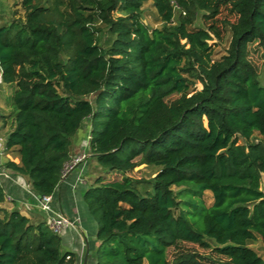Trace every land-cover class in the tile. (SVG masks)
Wrapping results in <instances>:
<instances>
[{"label":"trees","instance_id":"obj_1","mask_svg":"<svg viewBox=\"0 0 264 264\" xmlns=\"http://www.w3.org/2000/svg\"><path fill=\"white\" fill-rule=\"evenodd\" d=\"M148 1L158 26L142 20ZM20 4L23 17L0 24L1 83L14 85L4 145L19 157L5 165L53 194L72 161L71 137L89 124L90 153L122 174L83 193L97 220L95 264H200L194 251L168 261L166 249L210 241L226 264H264L250 247L264 245V86L249 59L253 43L264 57V0ZM226 26L228 47L213 59L209 40L221 41ZM140 164L159 169L148 179L125 174ZM4 199L0 184V264H76L46 221Z\"/></svg>","mask_w":264,"mask_h":264},{"label":"crops","instance_id":"obj_2","mask_svg":"<svg viewBox=\"0 0 264 264\" xmlns=\"http://www.w3.org/2000/svg\"><path fill=\"white\" fill-rule=\"evenodd\" d=\"M12 95L14 85L8 84ZM76 132L71 150L72 160L83 155V159L74 164L57 185L52 194V207L71 220H76L74 227L62 228L58 234L61 238L62 246L76 256V264H95L92 251L95 249L97 240L96 224L89 216L87 206L82 202V190H86L88 184L95 178L91 177V162L95 157L88 148L87 137L89 135V124ZM12 128V117L10 109L5 101L0 98V136L5 140L6 135ZM81 150V151H80ZM7 161L19 163V157L14 148H5L0 154V164L9 174V177L0 176V184L5 193V202L2 206L8 210L17 209L33 223L40 220L45 221L46 215L37 207V202L31 194V186L25 176L15 172L5 165ZM90 162V163H89ZM89 165V167L87 166ZM93 162V166H94ZM28 185V186H27ZM92 186V185H90ZM87 257L85 258V255Z\"/></svg>","mask_w":264,"mask_h":264},{"label":"rangeland","instance_id":"obj_3","mask_svg":"<svg viewBox=\"0 0 264 264\" xmlns=\"http://www.w3.org/2000/svg\"><path fill=\"white\" fill-rule=\"evenodd\" d=\"M23 15H24V9L22 8L20 4V0H0V24L12 20V18L23 17ZM220 17L225 18L226 20H229V21L235 20V16L230 15L226 9H223ZM142 20L144 23L150 26L160 25V22L158 21L157 12L154 9V7L151 5L150 1L145 3V11L143 13ZM229 37H230V34H229L228 26H226L224 36L221 41H218L217 39L209 40V43L212 45V58L213 59L219 58L225 52V50L228 47ZM261 52H262L261 48L256 43H253L250 45L249 59L256 69L259 82L264 86V57H262ZM201 87H202V84L199 81H196L193 85V88L195 89H201ZM10 88L11 87L8 86V84L0 83V98H2L5 101V104L6 106H8V108L10 109V113H11L13 111V104H12V95L9 92L11 90ZM178 96L179 94H172L171 96L168 97V99H174ZM88 98L92 99L93 95H89ZM83 127H85L84 124L81 127V130L83 129ZM71 138L73 142L75 135H73ZM255 139H258V136H255ZM88 161L91 162V169L89 173L91 174L92 178L93 177L95 178L88 184L89 187L90 185H94L96 183L97 178H102L106 182V181H111V180H119L122 177L121 173L107 172L106 169L102 168L96 162V160L93 161L91 160V158L90 159L88 158ZM93 162L95 164L94 166H93ZM87 166L89 167V165ZM68 168L69 167L67 166V169ZM158 169H159V166H156V165L146 166L144 164H140L137 167H135L133 170L128 171L125 174L133 178L148 179V178H151ZM262 186L264 190V180H262ZM183 187L184 186L182 187L173 186V189L175 191H178ZM83 193H84V190H82V194H81L82 200H83L82 202L85 204V206H87L86 201L84 200V197H83ZM193 198L198 201L196 197H193ZM201 199H202L203 204L210 205L213 201L211 192L205 191ZM3 202H5V199ZM189 209H191V207H189ZM89 216H91L90 218L94 220V224H96V227H97L96 217L93 216L90 212H89ZM189 218L190 220H192V218L197 219V226L200 229L202 228V221L200 220V217L198 215H195L194 217H191L189 215ZM210 243L212 245L210 248H202L195 243L180 242L178 247L174 248L171 246L166 249V259L170 261L180 251H194V252H197L200 256V264H226V258L218 254L213 248L214 244L211 241ZM250 247H252L259 254L264 256V245L262 241L260 240V238H257L256 240L251 242ZM61 249L63 251L66 250L63 246H61ZM143 264H148V263L146 260H144Z\"/></svg>","mask_w":264,"mask_h":264},{"label":"built area","instance_id":"obj_4","mask_svg":"<svg viewBox=\"0 0 264 264\" xmlns=\"http://www.w3.org/2000/svg\"><path fill=\"white\" fill-rule=\"evenodd\" d=\"M0 83H1V76H0ZM90 136L88 135L87 141L89 140ZM4 138L0 136V154L5 149L4 145ZM83 155H79L75 157L67 166L69 167L67 169V166L64 170L63 176L65 173L78 161L83 159ZM0 176H6L9 177V174L6 172V170L1 166L0 164ZM28 186V185H27ZM31 190V194L33 198H35L37 202V207L46 215V223L48 226L56 233H58L62 228L65 227H74L76 220H71L65 215L61 214L60 212L56 211L52 205V194H38L35 191ZM70 255H67V258H69Z\"/></svg>","mask_w":264,"mask_h":264},{"label":"water","instance_id":"obj_5","mask_svg":"<svg viewBox=\"0 0 264 264\" xmlns=\"http://www.w3.org/2000/svg\"><path fill=\"white\" fill-rule=\"evenodd\" d=\"M87 257V254L85 255V258Z\"/></svg>","mask_w":264,"mask_h":264}]
</instances>
